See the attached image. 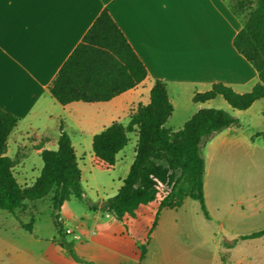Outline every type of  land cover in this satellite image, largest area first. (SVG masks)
Here are the masks:
<instances>
[{
    "label": "crops",
    "instance_id": "1",
    "mask_svg": "<svg viewBox=\"0 0 264 264\" xmlns=\"http://www.w3.org/2000/svg\"><path fill=\"white\" fill-rule=\"evenodd\" d=\"M230 4L228 0H0V108L18 118L8 136L6 155L10 157L9 140L27 133L53 140L54 144L44 148L55 149L59 125L62 122L63 129L67 128L66 121L73 110L80 113L74 130L80 136L90 131V142L104 127L113 121L119 122V112L127 117L126 125L130 110L149 102V91L155 80L165 84L173 108L166 128H182L198 109H222L237 117L240 125L216 134L209 145L233 147L247 142L251 149L264 150V144L259 147L251 141L264 130L253 129L248 123L244 127L245 121H250L251 108L264 99L243 111L232 110L220 96L203 103L191 100L194 93L205 92L214 83H223L242 94L258 82L255 69L232 45L241 28V19L232 14ZM103 9L110 12L146 66L148 75L136 87L107 102H73L61 106L49 94L48 85ZM259 106L264 108L263 103ZM86 109L94 113L87 116ZM100 112L106 114L99 116ZM98 122L101 124L97 128ZM72 146L76 154L73 143ZM34 153L39 156L36 150ZM88 160L91 165V153ZM80 171L82 179L81 168ZM154 208L155 205L142 211L135 221L117 220L114 230L93 241L96 253L86 261L137 264L140 247L154 219ZM163 210L149 234L146 254L140 264H176L158 248ZM13 220L11 234L0 235V264H81L53 236L41 248L42 240L34 235L33 224L29 233L19 226L14 216ZM73 238L79 239L75 234ZM70 245L72 250L77 249L74 242Z\"/></svg>",
    "mask_w": 264,
    "mask_h": 264
},
{
    "label": "trees",
    "instance_id": "2",
    "mask_svg": "<svg viewBox=\"0 0 264 264\" xmlns=\"http://www.w3.org/2000/svg\"><path fill=\"white\" fill-rule=\"evenodd\" d=\"M229 7L232 14L241 19V28L232 45L255 69L258 82L242 94L223 83H214L209 90L194 93L191 100L203 103L220 96L232 110L243 111L264 99V0H232ZM147 75L146 66L112 15L103 9L49 83L48 92L61 106L73 102H107L136 87ZM172 111L165 84L155 80L149 91V102L130 110L126 125L113 121L91 139L92 167L111 170L116 154L128 142L127 134H136L134 157L121 186L113 196L88 208L112 215L118 221H135L142 211L155 205L154 219L140 247L137 264L144 260L149 234L156 227L161 210H177L186 199H191L199 204L204 218H209L204 201L205 162L201 148L221 131L240 125L238 118L227 111L201 108L182 128L172 130L165 127ZM17 122L16 116L0 108V211L13 215L19 226L30 233L32 223H23L15 216V211L26 202L52 194L54 227L62 236L57 212L70 198L82 201L84 196L71 140L61 122L55 149L44 148L46 139L35 149L42 161L39 175L30 185H20L13 171L15 161L6 155L8 136ZM255 136L264 139V133ZM262 236L264 227L240 235L232 243ZM66 249L74 261L85 263L75 257L69 247Z\"/></svg>",
    "mask_w": 264,
    "mask_h": 264
},
{
    "label": "rangeland",
    "instance_id": "3",
    "mask_svg": "<svg viewBox=\"0 0 264 264\" xmlns=\"http://www.w3.org/2000/svg\"><path fill=\"white\" fill-rule=\"evenodd\" d=\"M261 103L264 104V101L251 108L252 115L250 121H245V128L248 123L253 129L264 130V114L261 113L264 108L259 106ZM84 112L87 116L94 113L88 109ZM98 114L104 116L106 113ZM120 114L117 120L125 124L127 117ZM79 117L80 113L73 110L66 121L65 132L76 148L84 196L82 201L70 198L57 212L58 221L61 223L62 220V236L54 227L52 194L41 200L26 202L15 211V216L23 223L33 224L34 235L42 240L41 248L53 236L60 245L65 249L69 247L75 257L85 262L81 264H86L93 263L86 261L96 253L93 241L114 230L117 223L112 215L101 216L97 211L90 210L88 205L98 204L113 196L121 186V178L134 157L136 134H127L128 142L121 150L123 152L119 151L113 169L99 170L92 167L88 160L91 153L90 131L80 136L74 130ZM99 124L101 122L97 123V128ZM42 139H46L44 145L54 144L53 140L32 133L8 142L9 156L16 161L14 175L20 185H30L40 173L42 161L34 152L44 143ZM251 141L259 147L264 144L261 136H255ZM208 142L202 146L201 153L205 162L204 201L209 218H204L199 204L191 199H186L177 210L164 209L158 248L176 264H264V236L232 243L240 235L264 227V150L251 149L247 142L233 147H212ZM13 225V215L0 211V235L5 237L11 234ZM137 228L140 229L141 225H137ZM65 229H70L71 234L65 233ZM74 234L79 239H74ZM71 242L77 245V249L72 250Z\"/></svg>",
    "mask_w": 264,
    "mask_h": 264
},
{
    "label": "built area",
    "instance_id": "4",
    "mask_svg": "<svg viewBox=\"0 0 264 264\" xmlns=\"http://www.w3.org/2000/svg\"><path fill=\"white\" fill-rule=\"evenodd\" d=\"M71 230L70 229H65V233H67V234H71Z\"/></svg>",
    "mask_w": 264,
    "mask_h": 264
}]
</instances>
